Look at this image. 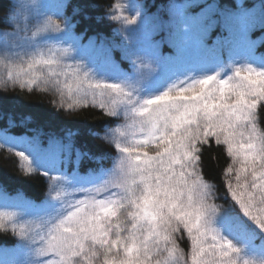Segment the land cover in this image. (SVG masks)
I'll return each instance as SVG.
<instances>
[{"label": "snow or ice", "instance_id": "1", "mask_svg": "<svg viewBox=\"0 0 264 264\" xmlns=\"http://www.w3.org/2000/svg\"><path fill=\"white\" fill-rule=\"evenodd\" d=\"M34 7L0 0V52L10 69L0 89L52 91L53 106L69 114L99 109L104 134L88 135L113 152L103 154L111 167L90 180L67 174L73 152L77 165L99 159L75 147L76 132L46 145L39 135H5L25 147L15 155L26 173L47 169L48 190L41 203L0 211V232L19 241L0 247V264H264V56L254 55L264 44V0H183L169 20L130 0L106 8L57 0L33 30ZM105 20L120 25L119 42L76 32L82 21ZM241 48L245 61L228 71L188 70ZM117 53L129 71L119 70ZM18 249L25 259L9 261Z\"/></svg>", "mask_w": 264, "mask_h": 264}, {"label": "trees", "instance_id": "2", "mask_svg": "<svg viewBox=\"0 0 264 264\" xmlns=\"http://www.w3.org/2000/svg\"><path fill=\"white\" fill-rule=\"evenodd\" d=\"M34 3L33 9V30L35 24L40 20L41 14L52 13V6L56 4L57 0H29ZM98 3L105 6V8L116 0H97ZM131 3L139 5L146 4L148 7L144 10L145 15L149 18L153 16L160 17L166 20L172 19L170 13V6L175 3H181L183 0H130ZM221 4H234L235 0H219ZM248 5H259L260 0H243ZM155 5V6H153ZM104 9L102 8L101 11ZM129 15V13H125ZM59 19L58 17H53ZM119 24L105 20L103 23L97 24L95 21H82L76 28L79 33L84 28L88 29V35L95 33H103L104 35L114 39L116 42L121 40L119 34H114L113 29H118ZM253 39L260 36L259 32L252 34ZM49 45H60L59 41L52 40L48 42ZM241 53L234 54L228 50H223L218 59L208 60L196 65H190L188 70L194 69L196 72H207L212 74L214 70L228 71L233 61L243 63L246 59L243 49L239 50ZM255 57L264 56V44L258 45L254 51ZM27 59V57H25ZM116 62L118 68L122 72L130 70V63L127 60H121L119 53L116 54ZM18 63V62H17ZM71 63V62H69ZM257 64L260 60L257 59ZM9 60L5 58V54L0 52V78H5L7 72L10 70L7 65ZM229 75L231 72L228 73ZM182 78V77H181ZM53 101H59V96L52 91H42L38 88L21 89L19 87L7 90L0 89V197L5 200L2 202L3 208L0 211H13V207L23 205L25 202L41 203L47 196L48 179L43 175L46 168H41L37 172L28 174L24 171L25 163L15 155L16 151H26L25 147L20 145H10L4 140V136L14 138H28L39 135L42 145H46L49 136L65 137L68 131L76 132L77 135L73 137L75 147L80 148L81 151H88L93 156L99 159H89L83 157L79 164L75 163L76 155L72 153L69 163L67 164V174L71 175L74 171L81 176H87L90 180H94L102 170H107L111 167L110 162L104 158V153H112L113 149L102 142L101 139L88 135V130H97L102 137L104 134L103 122L107 117L97 108L92 106H85L73 113H66L57 110L53 106ZM9 119L12 121L11 127L8 125ZM113 127L115 124L112 125ZM264 127V124L260 125ZM42 132V134H40ZM12 147L13 151H9ZM26 154H28L26 152ZM225 159L222 156L220 164L223 165ZM55 175L56 173H51ZM222 194V193H221ZM218 204H223L224 200L216 201ZM19 241L17 237L13 236L11 232H0V247L17 249ZM259 243V241H257ZM185 251H190L189 244H183ZM23 251V249H18Z\"/></svg>", "mask_w": 264, "mask_h": 264}, {"label": "rangeland", "instance_id": "3", "mask_svg": "<svg viewBox=\"0 0 264 264\" xmlns=\"http://www.w3.org/2000/svg\"><path fill=\"white\" fill-rule=\"evenodd\" d=\"M4 200L5 199L3 197H0V207H2V208H3V205H4V204H2V202ZM16 205L19 206V204H16ZM18 206L13 207V211H18L19 210V207ZM3 259H4V257L3 256H0V261H2ZM7 259L9 261H13V262L14 261H22V260L25 259V251L23 250V251L20 252V251L17 250L12 255L8 256Z\"/></svg>", "mask_w": 264, "mask_h": 264}]
</instances>
